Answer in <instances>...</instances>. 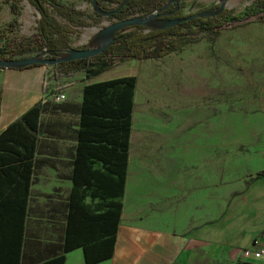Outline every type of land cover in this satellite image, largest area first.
I'll use <instances>...</instances> for the list:
<instances>
[{
	"label": "trees",
	"instance_id": "1",
	"mask_svg": "<svg viewBox=\"0 0 264 264\" xmlns=\"http://www.w3.org/2000/svg\"><path fill=\"white\" fill-rule=\"evenodd\" d=\"M84 1L93 7L92 15L63 0H39L38 5L30 1L42 19L39 44L13 42L6 32L0 31V60L11 61L39 48L49 53L47 60L50 61L66 55L71 49L72 32L53 18L49 9L77 29L99 24L106 14L112 19L126 21L161 10L155 20L158 28L133 26L120 30L113 44L100 55L55 65L53 77L56 81L82 72L84 80L89 82L133 60H158L181 52L195 43L199 34L218 37L231 27L264 23V0H256L239 15L226 9L219 15L197 16L191 22L167 29L160 27L165 22L195 15L184 14L186 4L182 0L179 10L175 5L166 8L169 0ZM16 3L0 0V6L11 4L14 20L7 26L10 32L16 30L20 15ZM219 9L217 4L196 14H211ZM136 88V76L87 84L84 88L66 231L60 245L47 249L43 257L29 264H65L67 255L79 248L83 250L86 264H100L113 257L127 184ZM2 101L0 90V109ZM44 112V106L37 104L0 133V264H28L23 246L30 189L37 166L35 151L40 118ZM100 163L102 166L96 168ZM260 176L264 177V173ZM88 198L90 204H86Z\"/></svg>",
	"mask_w": 264,
	"mask_h": 264
},
{
	"label": "rangeland",
	"instance_id": "2",
	"mask_svg": "<svg viewBox=\"0 0 264 264\" xmlns=\"http://www.w3.org/2000/svg\"><path fill=\"white\" fill-rule=\"evenodd\" d=\"M13 1L20 10L17 28L9 31L7 26L14 20L11 4H2L0 31L6 32L13 42L39 44L42 19L38 10L29 0ZM63 1L93 14V7L84 0ZM255 1L225 0V3L227 10L239 15ZM182 2L186 4L183 11L186 15L223 3L222 0ZM49 11L72 32L71 49L65 56L72 50L99 48L102 44L99 33L118 22L105 15L99 24L77 29L52 9ZM48 55L39 48L13 60L43 62ZM47 66L53 69L55 65ZM127 76L137 78L131 142L137 153L132 160L135 168L131 169L132 180L145 177L151 189L159 194L163 187L170 190L179 182L207 184L208 171L211 173L215 167L212 241L237 243L238 233L232 235L227 224L230 213H223L229 202L234 204L243 185L264 173V23L231 27L218 37L199 34L196 42L181 52L158 60H133L99 78ZM147 148L152 156L144 155ZM144 162L151 170L144 171L141 166ZM236 201L239 202L238 198ZM221 215L226 216L221 219Z\"/></svg>",
	"mask_w": 264,
	"mask_h": 264
},
{
	"label": "crops",
	"instance_id": "3",
	"mask_svg": "<svg viewBox=\"0 0 264 264\" xmlns=\"http://www.w3.org/2000/svg\"><path fill=\"white\" fill-rule=\"evenodd\" d=\"M53 71L54 66L50 69L40 64L0 70L3 95L0 133L35 105L45 108L40 118L35 151L37 166L26 218L23 251L28 264L43 257L47 249L62 243L74 183L84 88L87 84L112 80L99 78L100 75L88 82L84 80L85 74L78 72L56 81ZM58 92L66 95L65 100H58ZM133 131L132 127L116 249L111 259L100 264H264V258L244 261L241 256L246 249H264V177L258 175L243 185L236 193L234 204L229 202L223 213H230L227 224L232 235L238 233L237 243H214L211 232L215 167L211 173L208 171L207 184L179 182L170 190L161 187L157 194L148 179L142 177L134 182L130 176L137 153L131 148ZM152 154L148 148L144 151V155ZM101 166L97 164L96 168ZM141 166L144 171L150 169L146 162ZM144 174L148 177L146 172ZM90 203L88 198L86 204ZM225 216L221 215V219ZM65 264H86L83 250L79 248L69 253Z\"/></svg>",
	"mask_w": 264,
	"mask_h": 264
},
{
	"label": "water",
	"instance_id": "4",
	"mask_svg": "<svg viewBox=\"0 0 264 264\" xmlns=\"http://www.w3.org/2000/svg\"><path fill=\"white\" fill-rule=\"evenodd\" d=\"M32 1L34 4L38 5L39 4V0H30ZM222 5L220 6L219 11H215L214 13L211 14H195L192 15L190 17H185L182 19H178V20H174V21H168L165 22L163 24V26L160 27V29H167V28H172L175 26H179L183 23H188L191 22L192 20H194L197 16H202V17H208V16H212L215 14H221L223 11H225L226 8V3L225 0H222ZM179 3L180 0H169L166 8H168L169 6L175 5L177 7V10H179ZM165 8V9H166ZM161 12V10L157 11L156 13H152L148 16H142V17H135L126 21H118L112 25H110L107 28H104L100 33H99V37L102 42L101 46L99 48H87V49H80L77 51H71L72 53L68 56H64L58 60H45L43 62H40V60H36V59H27V60H11V61H3L0 60V69H16V68H26V67H30V66H34L37 64L40 65H59L63 62H67V61H76V60H81V59H87V58H93L95 56L100 55L101 53H103L104 51L107 50V48L109 46H111L113 44V40L115 38V35L118 31H122L126 28L129 27H133V26H148L150 28H158L157 24L155 23V20L159 17V13ZM106 16H110V14H106Z\"/></svg>",
	"mask_w": 264,
	"mask_h": 264
},
{
	"label": "built area",
	"instance_id": "5",
	"mask_svg": "<svg viewBox=\"0 0 264 264\" xmlns=\"http://www.w3.org/2000/svg\"><path fill=\"white\" fill-rule=\"evenodd\" d=\"M66 96L65 95H61L58 97L59 101H63L65 100ZM241 256L242 259L245 260H249V259H262L264 258V249H256V248H251V249H246L244 251L241 252Z\"/></svg>",
	"mask_w": 264,
	"mask_h": 264
}]
</instances>
